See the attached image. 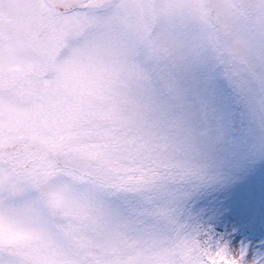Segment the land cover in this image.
Masks as SVG:
<instances>
[{"label":"rangeland","instance_id":"obj_1","mask_svg":"<svg viewBox=\"0 0 264 264\" xmlns=\"http://www.w3.org/2000/svg\"><path fill=\"white\" fill-rule=\"evenodd\" d=\"M73 2L0 0V264H264V0Z\"/></svg>","mask_w":264,"mask_h":264},{"label":"flooded vegetation","instance_id":"obj_2","mask_svg":"<svg viewBox=\"0 0 264 264\" xmlns=\"http://www.w3.org/2000/svg\"><path fill=\"white\" fill-rule=\"evenodd\" d=\"M44 1H46V5L47 6H49L48 4H49V0H44ZM75 2H73V4H69V5H67L68 6V8H75L76 7V1H78V0H74ZM59 7V10H65V8H66V5H58Z\"/></svg>","mask_w":264,"mask_h":264}]
</instances>
